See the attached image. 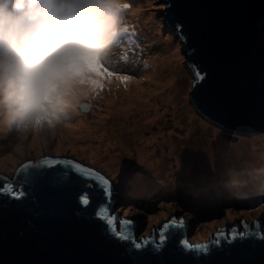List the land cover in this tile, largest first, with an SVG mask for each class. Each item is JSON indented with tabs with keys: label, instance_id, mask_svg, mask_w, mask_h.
I'll return each mask as SVG.
<instances>
[{
	"label": "water",
	"instance_id": "obj_1",
	"mask_svg": "<svg viewBox=\"0 0 264 264\" xmlns=\"http://www.w3.org/2000/svg\"><path fill=\"white\" fill-rule=\"evenodd\" d=\"M167 4L166 24L181 38L193 75L190 102L196 113L234 134L236 142L264 136V0H167ZM197 70L203 74L199 82ZM46 158L74 163L42 165ZM75 163L88 171L81 173ZM61 170L68 173V180L57 178ZM13 182L24 195L15 199L0 194V264H264L261 219H254V229L244 219L243 232L239 224L230 227L236 230L230 238L226 226H221L210 240L192 248L183 243L189 244L185 217L175 218L184 221L182 228L164 229L173 218L161 228L149 225L151 236L136 241V220L118 217V210L112 214L111 179L71 156L29 159L12 176L0 173V188ZM82 196L89 199L88 205ZM97 212L102 215L97 217ZM105 227L123 230L129 240L106 234ZM162 232L166 239L158 247Z\"/></svg>",
	"mask_w": 264,
	"mask_h": 264
},
{
	"label": "rangeland",
	"instance_id": "obj_2",
	"mask_svg": "<svg viewBox=\"0 0 264 264\" xmlns=\"http://www.w3.org/2000/svg\"><path fill=\"white\" fill-rule=\"evenodd\" d=\"M137 1L127 0L131 5L127 15L129 31L122 46L116 50L115 69L109 70L140 79L137 82L147 88L145 71L147 74L155 71V75L165 82L172 77L174 67L177 87L181 89L179 95L185 93L187 106L181 105L193 115L188 118L184 111L174 114L177 112L174 107L159 101V108L166 116L161 114L157 124L148 125L151 131L161 129V133L153 142V153L144 161H140L139 147L149 135L143 141L140 137L143 133H153L144 127L128 131L113 127L123 142H115L118 146L107 155L101 135L99 138L96 135V140L100 141V156L85 152L88 144H69L68 141L63 145L61 139L67 124L75 125L82 117L93 121V108L98 114L101 111L105 114V102L111 92L108 79L102 90L104 98L98 96L95 103L82 105L83 111L50 132L20 134L0 130V138L9 132L13 134L12 138H5L4 145L0 144V173L12 176L24 161L46 155L71 156L90 164L104 172L115 186L111 188L114 191L112 214L118 210V217L136 220V241L151 236L149 225L161 228L171 218L189 220L187 238L191 245L203 240L207 242L210 234L221 226L230 230L239 224V232H243L244 219L252 229L255 228L254 219H261L264 225V157L258 162L260 158H252L253 154L259 153L258 148L264 155V136L243 141L239 138L236 142L234 134L217 128L196 113L190 102L194 79L184 54V44L175 28L166 24L164 8L168 5L167 0ZM168 60L172 62V68L165 65ZM132 79L122 83L132 85L129 82ZM113 117L107 119L108 128L115 125L110 124ZM253 140L255 144H252ZM58 144L61 145L59 149ZM110 156H114L115 162ZM217 190L219 195H216ZM248 191L250 195L245 196ZM226 234L230 238L231 231Z\"/></svg>",
	"mask_w": 264,
	"mask_h": 264
},
{
	"label": "clouds",
	"instance_id": "obj_3",
	"mask_svg": "<svg viewBox=\"0 0 264 264\" xmlns=\"http://www.w3.org/2000/svg\"><path fill=\"white\" fill-rule=\"evenodd\" d=\"M130 8L127 0H0V130L47 133L91 103L116 67Z\"/></svg>",
	"mask_w": 264,
	"mask_h": 264
},
{
	"label": "bare ground",
	"instance_id": "obj_4",
	"mask_svg": "<svg viewBox=\"0 0 264 264\" xmlns=\"http://www.w3.org/2000/svg\"><path fill=\"white\" fill-rule=\"evenodd\" d=\"M169 61L170 60H168L165 65L168 64V67L172 68L173 64H171L172 62ZM175 72L176 70H174L173 67L171 71L172 77L163 82L155 75V71H149V74H147L148 72L145 71V77L148 79H145L146 84H148L147 88L141 87L142 84L137 82L140 81V79L138 80L131 78L132 80L129 82H131L132 85L125 83L123 84L120 80L118 81L115 79H109L108 85L111 86L109 88V92H111L110 94L108 93V97L105 102V114L101 113L102 111L98 114V110L93 108L92 112H95L91 116L93 121L90 122L87 117H82L75 125L67 124V126L64 127L65 134L62 135V144L64 145L68 141L69 144H88L84 151H88V153L91 155L95 152L98 154V156H100V141L96 140V135L98 138L99 135H101V141L105 142L106 144L105 155L111 154L114 146H118V144L114 145V143L123 142L121 139H118V134L116 132L117 130L114 131L113 127H120V129H127V131L135 129L136 127H144L146 129H150L149 131H151L152 128H149L148 125L153 122V124H157L159 122V119L157 118H159L161 114L162 117L166 116V114H164V112L162 113L159 108L161 101L166 103L167 106L174 107L175 110H177V112H174V114H182L184 111L187 115H189L188 118H190L193 115L191 111L188 110L187 107H182L181 105L185 104L187 106L185 103L186 99L183 97L185 93L179 95L181 89L177 87V74ZM167 87L169 88L167 89ZM103 94L104 93H102V91H98L95 100L98 101V96L104 98L102 96ZM95 100H93L94 103L96 102ZM180 105L181 107H179ZM150 107L153 108L152 111L149 110ZM111 115L114 117L113 122L110 124L114 123L115 125H112V128H108L107 119ZM151 132L153 133H143V137H140L143 141V138L149 135L148 138H145L146 140L140 143V161H144L153 153V148L155 147V143L153 142L159 139L158 136H160L161 129L157 132ZM255 142L256 141L253 140L252 144H255ZM95 144L99 145L95 146ZM60 147L61 145L58 144L57 149ZM251 151H253V147L251 148ZM255 151L257 152V150ZM7 157L9 158L11 156ZM7 157H5V159ZM110 158L113 162H115L114 156H110ZM13 161L14 160L11 161V164ZM262 169H264V167H262ZM238 176L239 175H236L235 178H238ZM216 195H219V190L216 191ZM226 231L230 230L227 229Z\"/></svg>",
	"mask_w": 264,
	"mask_h": 264
},
{
	"label": "snow or ice",
	"instance_id": "obj_5",
	"mask_svg": "<svg viewBox=\"0 0 264 264\" xmlns=\"http://www.w3.org/2000/svg\"><path fill=\"white\" fill-rule=\"evenodd\" d=\"M112 77H115L116 79H118V80H120L122 82H126L129 79H131L130 76L122 75V74L115 73V72H112V71H108V75L106 77V80L111 79ZM195 78H196V81L199 82V80L203 79V74L199 73V71L197 70ZM103 88H104V84H102L100 86L98 91H102ZM40 163L42 165H54V164H68V165H71L74 162L69 161L67 159H64V160H53L51 158H46V159L42 160ZM30 166L31 165L28 164V165H25L24 167H30ZM75 168L79 169V171L81 173L88 171L86 169V166H81L79 163H75ZM69 171H72V169L70 168ZM91 171H92L93 175L96 174L95 170H91ZM262 175H264V172H262ZM57 178L60 179V180H65L66 181V180L69 179V176H68L67 172H63L61 170L60 171V175ZM100 178L104 180L105 184L109 183L106 180V178H103L102 176ZM81 179H84V177H81ZM0 194H9L15 199H20L24 195V193L22 191L16 190V185H15L14 182L13 183H6L2 188H0ZM106 195L110 196V191H106ZM81 200H82V203L85 206L88 205L89 202H90L89 199L86 196H82ZM109 207H110V205H109ZM96 215H97V217H100L102 215V212H97ZM109 223H111V221H109ZM122 223L130 224L132 222L131 221H125V222H122ZM173 226H175L177 228H182L184 226V221L180 220L179 222H177V220L175 218H173V220L171 221L170 224L164 225V229L166 230V229H168L170 227H173ZM258 227H259V225H258ZM104 231H105L106 234L114 235L120 240H126V241L129 240V236L124 234L123 230H121L120 232H117L114 227H105ZM231 231L235 232L236 230L232 229ZM241 235H243V234H241ZM258 235H259V233H258ZM165 239H166V235L162 232L161 235H160L161 243H160V245L158 247H163V242L165 241ZM261 239H264V236H261ZM183 243L185 244L186 247H189V248L193 247L192 245L188 244L187 241H183ZM135 247L136 248H140L141 244L140 243H136ZM207 247H208L207 245H203V246L196 245L195 246L196 249H204V250H206Z\"/></svg>",
	"mask_w": 264,
	"mask_h": 264
},
{
	"label": "trees",
	"instance_id": "obj_6",
	"mask_svg": "<svg viewBox=\"0 0 264 264\" xmlns=\"http://www.w3.org/2000/svg\"><path fill=\"white\" fill-rule=\"evenodd\" d=\"M134 2H135V0H134ZM13 134L12 133H8V135H2L3 137H1L0 138V144H2V145H4L5 144V141L7 140V139H5L6 137H10V138H12L13 136H12ZM12 136V137H11ZM244 139L242 138V141H243ZM258 151H259V153H255V154H253V156H252V158H254V157H258V158H260V160L259 161H262V158L264 157V155L261 153V150H260V148H258ZM263 151V150H262ZM264 161V160H263ZM239 162V161H238ZM258 162V161H257ZM260 164H261V162H260ZM217 177H218V175H217ZM259 183V182H258ZM254 188H255V186H253ZM250 188H252V187H250ZM252 192H253V190H252ZM251 192V193H252ZM247 195H250V193H249V191L247 192V193H245V196H247ZM218 202H220L219 200H217ZM223 204H225V202H222ZM206 206V205H205ZM204 206V207H205Z\"/></svg>",
	"mask_w": 264,
	"mask_h": 264
}]
</instances>
